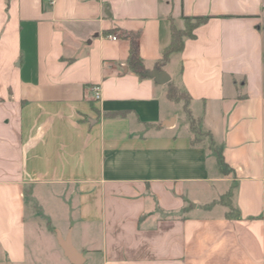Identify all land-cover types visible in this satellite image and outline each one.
<instances>
[{
    "label": "crops",
    "instance_id": "obj_1",
    "mask_svg": "<svg viewBox=\"0 0 264 264\" xmlns=\"http://www.w3.org/2000/svg\"><path fill=\"white\" fill-rule=\"evenodd\" d=\"M183 15L211 17L164 62ZM60 237L82 264H264V0H0V264H74Z\"/></svg>",
    "mask_w": 264,
    "mask_h": 264
},
{
    "label": "trees",
    "instance_id": "obj_2",
    "mask_svg": "<svg viewBox=\"0 0 264 264\" xmlns=\"http://www.w3.org/2000/svg\"><path fill=\"white\" fill-rule=\"evenodd\" d=\"M10 1L11 0H8V4ZM210 17L211 16H208V15H196V16L183 15L182 16V18L184 20V26L183 27H178L175 23H172L171 41L168 44V46L164 49L162 61L165 62V61L169 60L173 53L181 51L184 47L185 40L187 38L194 37L195 36V29L199 25L207 22L210 19ZM129 61L134 66V68L137 70H138L137 66L142 65L141 59L138 55L137 48L131 49L130 55H129ZM176 90H178L177 86L173 83H170L169 84V91H168L169 97L173 100L180 101L183 98L176 96ZM184 93H186V92H184ZM186 95L188 97V102H189V99H190L189 95L187 93H186ZM184 109H185V112L190 119L192 131L195 132V129L193 127V121L196 119L193 117V115L191 113V110L189 108V103H184Z\"/></svg>",
    "mask_w": 264,
    "mask_h": 264
},
{
    "label": "water",
    "instance_id": "obj_3",
    "mask_svg": "<svg viewBox=\"0 0 264 264\" xmlns=\"http://www.w3.org/2000/svg\"><path fill=\"white\" fill-rule=\"evenodd\" d=\"M147 75L154 78L156 82L162 83V84L170 81L171 79L170 75L166 71L160 70V69H154L151 72H149ZM59 240L64 249L66 256L74 264H82L84 262L82 255L74 247L70 237H67L66 239H62L60 237Z\"/></svg>",
    "mask_w": 264,
    "mask_h": 264
},
{
    "label": "rangeland",
    "instance_id": "obj_4",
    "mask_svg": "<svg viewBox=\"0 0 264 264\" xmlns=\"http://www.w3.org/2000/svg\"><path fill=\"white\" fill-rule=\"evenodd\" d=\"M177 89L178 90H176V96L182 97L183 98L182 101L184 103H188V97H187L186 93H184L182 91V89L179 88L178 86H177ZM185 117H186V120H188L189 123H190V119H189V117H188V115L186 113H185ZM193 127L195 129V132L194 131L193 132H194V135H195V139L196 140H201V141H204L207 144H211V140H210L208 134L202 130V128L200 127V123L198 122L197 119L193 121ZM225 172L229 173V171H227V169H225ZM29 195H30V200H32L33 199V196L31 195V189L29 191ZM46 195H47L46 197H49L48 193ZM49 200H50L49 198H47L45 200V202L46 201L47 202L45 204L46 205V208H45V210L43 212L44 214H42L43 216L46 215V214H49L50 211H51V209L47 208L48 207V201ZM44 217H46V216H44Z\"/></svg>",
    "mask_w": 264,
    "mask_h": 264
},
{
    "label": "built area",
    "instance_id": "obj_5",
    "mask_svg": "<svg viewBox=\"0 0 264 264\" xmlns=\"http://www.w3.org/2000/svg\"><path fill=\"white\" fill-rule=\"evenodd\" d=\"M55 0H50V3H54ZM113 39H117V36H112ZM93 90V96L94 99L96 100H100L101 99V91H100V87L98 85L92 86L91 88Z\"/></svg>",
    "mask_w": 264,
    "mask_h": 264
}]
</instances>
